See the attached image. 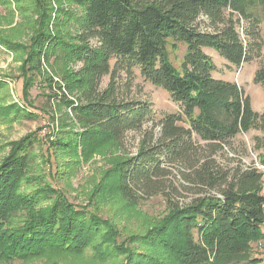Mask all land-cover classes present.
I'll return each mask as SVG.
<instances>
[{
  "label": "trees",
  "instance_id": "obj_1",
  "mask_svg": "<svg viewBox=\"0 0 264 264\" xmlns=\"http://www.w3.org/2000/svg\"><path fill=\"white\" fill-rule=\"evenodd\" d=\"M56 1L54 9L50 0H33L35 29L28 44L0 39L25 54L22 99L29 102V88L34 75L44 72V62L60 56L68 65L60 74L64 86L82 99L61 94L71 111V130L56 133L49 142L53 153L85 160L112 149L123 154L111 157L88 204L77 206L33 173L34 134L11 142L0 161V264L45 253L75 254L86 247L101 258L123 255V264H250L251 244L264 235V172L255 166H264V111H255L235 82L213 76L216 66L204 49L215 50L228 68L260 56L264 0ZM62 2L76 5L80 14L65 11ZM70 19L72 33L64 29ZM169 41L185 45L179 69L169 61ZM112 60L113 70L131 74L137 67L179 111L154 123L151 104L119 97L113 79L100 90ZM77 63L78 70L70 69ZM45 80L54 83L49 75ZM254 82L264 90V65L255 71ZM23 109L12 103L0 113L29 116ZM148 121L158 124L157 134L143 130ZM251 130L260 132L252 139L257 160L244 165L242 159H217L224 158L226 148L234 149L238 135ZM131 131H141L142 138L129 154L123 139ZM170 165L179 166L180 177ZM31 181L37 187L25 192L22 185ZM158 194L166 206L162 216L120 243L116 225L97 213L101 201L118 197L134 208ZM42 199L50 202L43 205ZM140 245L144 248L137 252Z\"/></svg>",
  "mask_w": 264,
  "mask_h": 264
},
{
  "label": "rangeland",
  "instance_id": "obj_2",
  "mask_svg": "<svg viewBox=\"0 0 264 264\" xmlns=\"http://www.w3.org/2000/svg\"><path fill=\"white\" fill-rule=\"evenodd\" d=\"M55 9L59 6L56 0H50ZM65 11L75 15L80 14L81 9L68 2H62L61 6ZM52 17L55 10L52 11ZM62 20L66 16L59 13ZM62 15V16H61ZM36 12L33 0H0V39L10 42L28 44L35 29ZM64 29L73 32L74 21L67 20ZM243 23V22H242ZM49 30L54 31L52 24ZM261 31L264 34V23L261 24ZM169 41L166 50L171 64L179 69L185 52V45L181 42L171 44ZM204 51L210 55L216 66L213 76L216 78L233 81L240 86L250 97L252 108L257 112L264 111V90L259 83L254 82V73L264 65V46L260 56L248 62L242 63L239 67H227V62L221 58L212 48H205ZM57 51V55H61ZM25 54L20 50H12L0 43V108H4L12 103L24 108L30 115H14L10 110L8 113H0V161L8 154L10 143L17 141L24 136L34 134L32 144V155L34 158V174L41 175L43 183H48L51 187L58 189L73 204L87 205L88 197L95 185L98 183L103 171L109 167V160L113 155H121V150H109L103 154L94 153L88 160L72 157L66 153L54 154L49 142L52 141L56 133H65L71 130V111L62 102V93L67 99L78 102L81 93L78 91L69 92L64 86L60 74L68 65L60 56H50L49 63L42 66L41 74H35L32 86L29 88L28 100L22 99L21 85V64ZM52 65V67L50 66ZM111 72L103 75L99 82V89H104L111 79L116 83L119 97L128 99L147 101L151 104L153 121L157 123L163 114L179 111V107L169 97L162 88L154 86L146 81L137 67L132 68L131 74L124 69H114V60L111 61ZM70 69L78 70L80 63L70 64ZM114 73V76H112ZM46 75L51 76L54 83L51 86L45 80ZM60 86V88H59ZM69 115V116H68ZM69 117V119L67 118ZM148 121L143 130L153 129L154 134L159 132L158 124H151ZM80 130V128L77 127ZM151 129V130H152ZM260 135L258 130H251L247 134L238 135L233 140V150L226 148L224 158L216 156L223 163L230 159L231 163H236L242 159L244 165L257 160V151L252 150L253 137ZM142 138L141 131L127 132L123 139V149L132 154L137 149ZM171 173L178 174L179 166L170 165ZM180 177V176H179ZM264 179V178H263ZM37 187L35 181L24 183L22 189L25 192L33 191ZM264 195V180L263 191ZM50 200L42 199L41 204H48ZM165 203L162 195L158 194L141 201L134 208L128 206L125 201L115 197L112 200L100 203L97 213L103 218H108L117 227L119 236L118 243L124 241L130 235L143 233L150 224L156 221L165 211ZM150 227V226H149ZM264 232V226H263ZM132 246V245H131ZM134 247V246H132ZM135 247L141 251L144 247ZM250 264H264V240L251 244ZM123 255L107 257L96 256L93 247H86L80 253H45L43 255L25 260H15L11 264H123ZM248 264V263H231Z\"/></svg>",
  "mask_w": 264,
  "mask_h": 264
},
{
  "label": "built area",
  "instance_id": "obj_3",
  "mask_svg": "<svg viewBox=\"0 0 264 264\" xmlns=\"http://www.w3.org/2000/svg\"><path fill=\"white\" fill-rule=\"evenodd\" d=\"M256 168L259 169L260 171L264 172V166L259 164L258 162L255 164ZM264 240V235L262 237V239L259 241L260 243Z\"/></svg>",
  "mask_w": 264,
  "mask_h": 264
}]
</instances>
